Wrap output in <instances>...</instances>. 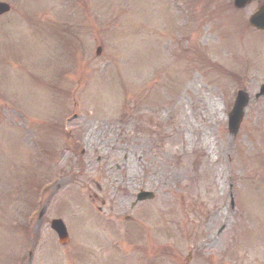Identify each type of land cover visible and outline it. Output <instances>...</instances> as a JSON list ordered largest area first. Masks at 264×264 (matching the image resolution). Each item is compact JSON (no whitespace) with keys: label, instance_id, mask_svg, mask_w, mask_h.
Listing matches in <instances>:
<instances>
[{"label":"rangeland","instance_id":"obj_1","mask_svg":"<svg viewBox=\"0 0 264 264\" xmlns=\"http://www.w3.org/2000/svg\"><path fill=\"white\" fill-rule=\"evenodd\" d=\"M0 1V264H264V0Z\"/></svg>","mask_w":264,"mask_h":264},{"label":"water","instance_id":"obj_2","mask_svg":"<svg viewBox=\"0 0 264 264\" xmlns=\"http://www.w3.org/2000/svg\"><path fill=\"white\" fill-rule=\"evenodd\" d=\"M253 0H235V6L239 9L246 7L249 3H251ZM10 10L9 6L0 3V15L5 14ZM251 24L258 28L264 30V6H262L258 12H256L251 18H250ZM99 49V53H100ZM261 95H264V86L261 88V93L257 95V98H259ZM249 103V96L244 92H239L238 98L234 107V110L232 114L230 115V121H229V129L232 135H236L239 131L240 123L244 116V109ZM154 195L152 193L147 192H141L138 195V200H146V199H153ZM53 229H55L59 236L62 243L67 241V231L62 223V221H54L52 223Z\"/></svg>","mask_w":264,"mask_h":264}]
</instances>
